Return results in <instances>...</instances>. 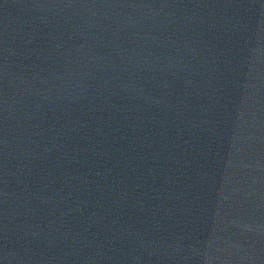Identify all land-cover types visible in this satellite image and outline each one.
Masks as SVG:
<instances>
[{
  "label": "water",
  "instance_id": "water-1",
  "mask_svg": "<svg viewBox=\"0 0 264 264\" xmlns=\"http://www.w3.org/2000/svg\"><path fill=\"white\" fill-rule=\"evenodd\" d=\"M215 112L264 264V0H195Z\"/></svg>",
  "mask_w": 264,
  "mask_h": 264
}]
</instances>
